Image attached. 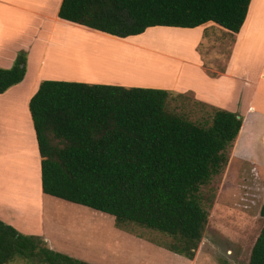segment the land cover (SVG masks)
Instances as JSON below:
<instances>
[{
  "label": "trees",
  "instance_id": "1",
  "mask_svg": "<svg viewBox=\"0 0 264 264\" xmlns=\"http://www.w3.org/2000/svg\"><path fill=\"white\" fill-rule=\"evenodd\" d=\"M251 0H62L57 16L116 37L150 27L213 22L239 32ZM26 52L0 67V94L20 83ZM170 90L43 80L28 108L41 157L43 194L171 238L165 248L192 260L207 223L201 188L226 167L242 126L237 113L206 105L192 120L171 109ZM264 218V200L260 209ZM89 264L0 220V264ZM248 264H264V225Z\"/></svg>",
  "mask_w": 264,
  "mask_h": 264
},
{
  "label": "crops",
  "instance_id": "2",
  "mask_svg": "<svg viewBox=\"0 0 264 264\" xmlns=\"http://www.w3.org/2000/svg\"><path fill=\"white\" fill-rule=\"evenodd\" d=\"M61 1L0 0V67L10 68L18 50L24 49L27 52L26 73L23 80L0 94V220L2 222L22 234L40 236L47 242L49 248L56 251L54 243L45 230V202L51 196L43 194L41 189V157L28 108L30 98L43 81L40 75L41 64L45 66L48 75L65 76L60 79L63 81L156 88L180 94L191 93L199 102L237 113L243 121L231 148L230 158L264 162V0L250 1L244 23L237 33L229 32L213 22H207L194 28L150 27L142 34L126 38L60 19L57 12ZM15 16L25 18L27 22L19 21V28L15 25ZM50 23L63 25V30L75 34L74 39H77L78 35H89L119 45L135 44V40L152 28L180 31L187 35V40L182 55H178L182 50L167 54L159 49L148 48L141 44L135 45L137 50L163 57L167 61L160 63L162 78L157 79L160 76H153L156 80L164 79L163 82L160 81L158 85L133 84L124 81L125 79L121 80L122 78L117 79L118 77L75 74L48 62L47 54L52 50L51 48L63 46L58 40L52 39L55 29L53 25L48 27ZM23 32H29L25 41H21ZM152 36L172 40L165 34V30L155 31ZM48 39L53 47L46 49L41 45L45 46ZM220 62H223V65L218 69L217 64ZM177 63L180 72L178 75ZM148 80L154 79L137 82ZM17 124L21 127L18 130ZM32 197L33 201L30 202ZM26 202L29 204L28 207L24 204ZM21 213H25L27 218L21 219L15 216ZM34 216L41 226L34 230L21 226L29 225L32 222L31 217Z\"/></svg>",
  "mask_w": 264,
  "mask_h": 264
},
{
  "label": "rangeland",
  "instance_id": "3",
  "mask_svg": "<svg viewBox=\"0 0 264 264\" xmlns=\"http://www.w3.org/2000/svg\"><path fill=\"white\" fill-rule=\"evenodd\" d=\"M19 21L27 22L25 18L15 16V25L19 28ZM52 25L55 29L54 35L51 36L54 37L52 39L58 40L63 46L74 40L75 34L69 30H63V25L50 23L48 27ZM160 30H165V34L170 36L172 40L152 36L155 31ZM29 32H23L21 41L28 39ZM186 40L187 35L180 31L152 28L145 35L135 40V44L119 45L108 43L106 40L103 42L106 45L104 51L111 54L119 53L121 55L124 51L123 47L125 49L123 54L128 51V54L122 55L123 57H128L134 50L129 57L137 58L139 56L138 58L142 60L146 58L147 61L162 63V61L166 62L167 60L155 55L152 57L150 53L139 51L135 45L142 44L145 46L147 44L146 47L159 49L167 54L182 50L178 53V55H182ZM44 45L41 46L46 47V49L53 47L49 39ZM20 51L26 52V50L21 49L17 53ZM101 53L102 51L99 52V54ZM142 55L146 57L143 56L144 58H142ZM222 65L223 62H220L217 64V68L221 69ZM45 69V66L41 64L40 75L42 80H60L65 77L48 75ZM80 70L81 73L93 76L86 69L80 68ZM176 73L177 75L180 73L179 63H177ZM124 81L129 82V80ZM137 81L143 80H134L129 83L158 85L157 83L164 80ZM169 105L171 109L183 110L195 121H202L207 117L208 108L198 103L191 93L172 95ZM17 125L18 130L21 127L19 125L17 127ZM201 193L204 197V206L208 210V217L201 241L192 260L167 250L165 246L171 242V238L164 234L134 224L117 228L114 218L108 214L82 205L61 201L54 197H48L45 202V230L54 243L56 251L81 259L89 264H248L251 249L264 225V218L260 215L264 200V162L232 160L229 153L226 167L219 175L212 178L209 184L201 188ZM35 196L39 200L36 194ZM31 201H33V197L30 199ZM24 204L29 206L27 202ZM15 216L21 219L27 218L25 213L15 214ZM31 219L32 222L29 225L21 226L28 230H34L41 226L35 216ZM9 264L43 263L38 261L32 263L18 256Z\"/></svg>",
  "mask_w": 264,
  "mask_h": 264
},
{
  "label": "bare ground",
  "instance_id": "4",
  "mask_svg": "<svg viewBox=\"0 0 264 264\" xmlns=\"http://www.w3.org/2000/svg\"><path fill=\"white\" fill-rule=\"evenodd\" d=\"M77 37V39H74L77 42L71 41L67 46L57 47L52 49V51H49L46 60L79 75H84L80 70V68H83L88 70L89 73L94 76H108L110 78L118 77V79L122 78L129 81L156 79V77L154 78L153 76H160L157 79L162 78L160 63H153L149 60L147 61L146 58H144L146 57L144 55H142L144 60L141 58L139 59V56L137 57L138 59L129 57L132 55L134 50L128 57H123L122 55H125L128 52L127 51L123 54L125 52L123 47L122 49L124 51L121 55L119 53L111 54L104 51L106 49V45L103 42V39L98 37H89V35H78ZM100 51H102L101 54H99ZM117 51H119V49ZM151 56L154 57L153 55ZM151 60L153 59L151 58Z\"/></svg>",
  "mask_w": 264,
  "mask_h": 264
}]
</instances>
